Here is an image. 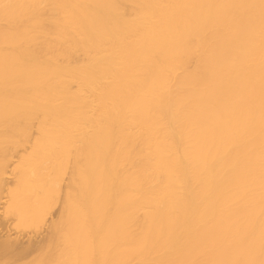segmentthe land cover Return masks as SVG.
I'll list each match as a JSON object with an SVG mask.
<instances>
[{"label":"bare ground","instance_id":"obj_1","mask_svg":"<svg viewBox=\"0 0 264 264\" xmlns=\"http://www.w3.org/2000/svg\"><path fill=\"white\" fill-rule=\"evenodd\" d=\"M4 194L0 264H264V0H0Z\"/></svg>","mask_w":264,"mask_h":264},{"label":"rangeland","instance_id":"obj_2","mask_svg":"<svg viewBox=\"0 0 264 264\" xmlns=\"http://www.w3.org/2000/svg\"><path fill=\"white\" fill-rule=\"evenodd\" d=\"M15 160H17L16 158H14ZM14 160V161H15ZM14 163V162H13ZM13 163H11V164H13ZM10 167V168H9ZM9 167H7L8 169H10L9 171L10 172H12V168L11 167H13V165H11V166H9ZM8 169H7V174L9 175L10 173H8ZM10 181H11V183H13L12 182V180H9V184L11 185V183H10ZM8 184V185H9ZM6 202H7V196L4 194L3 195V197H2V199H1V204H0V221H1V224H0V226L1 227H4V222H5V220L4 221H2V217H3V219L4 218H6V219H8V224H9V226L11 227V238H14V237H18V238H21V239H23V240H26L27 238H29V237H34L35 235H37V232H36V230H37V228L39 229L40 227H39V224H40V226H41V223H39L40 221H42L41 219L42 218H40V217H42L41 215L39 216V218H37L36 220H35V223L37 222V220H39L38 221V223L37 224H35L34 223V226L32 225V227H27V228H22V229H19V227L18 226H16V224H15V218H13V217H6V214H5V212H4V210H5V205H6ZM43 222V221H42ZM16 223H17V221H16ZM36 227V228H35ZM3 236V235H2ZM2 236H0V237H2ZM3 238H4V236H3ZM34 254L33 253H31V254H29V255H27V256H24V257H22L21 259H20V261L21 262H24V261H27V260H29V259H31V257L33 256Z\"/></svg>","mask_w":264,"mask_h":264}]
</instances>
